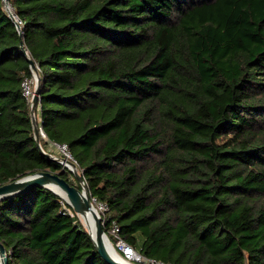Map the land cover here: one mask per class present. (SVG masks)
Segmentation results:
<instances>
[{"label": "trees", "instance_id": "obj_1", "mask_svg": "<svg viewBox=\"0 0 264 264\" xmlns=\"http://www.w3.org/2000/svg\"><path fill=\"white\" fill-rule=\"evenodd\" d=\"M9 3L21 35L0 6V185L50 172L78 187L35 144L22 40L46 138L127 245L165 264H264V0ZM0 242L8 264H107L44 187L0 201Z\"/></svg>", "mask_w": 264, "mask_h": 264}, {"label": "water", "instance_id": "obj_2", "mask_svg": "<svg viewBox=\"0 0 264 264\" xmlns=\"http://www.w3.org/2000/svg\"><path fill=\"white\" fill-rule=\"evenodd\" d=\"M8 3V0L5 1V4ZM8 16L12 18L18 33L21 35V27L14 19L12 13H8ZM21 48L22 53L27 58L29 69L31 71V75L34 77L35 80V87L33 97L30 102L29 107V115L30 121L33 130V138L35 144L40 151L41 154L45 155L49 159L58 162L62 168L67 169L73 174V177L78 185H71L66 180L61 178L58 174L50 173V172H37L32 175L25 176L23 178L5 183L0 185V201L4 200L7 197H11L20 193H23L33 187H44L54 194L58 195L62 199H64L67 204L72 208L74 213L77 215H85L86 213H91L93 220H94V235L93 238L88 229L87 232L91 237L94 247L97 253L101 256V258L107 264H134L130 263L125 260L120 254H115L116 250L113 247L112 243L109 241L104 229L103 225L101 224L100 218L93 206V202L90 199L89 193L87 191L85 181L81 175L78 173L77 166L74 162H71L63 157L55 156L51 153L46 152L41 143H40V136L38 132V123L36 115L37 107L39 104V83H40V74H39V66L34 63V61L29 57L27 50L23 46V41L21 40ZM51 186L57 187L60 192L63 194L60 195L51 189ZM114 253V254H113ZM0 264H8V253L0 242Z\"/></svg>", "mask_w": 264, "mask_h": 264}, {"label": "built area", "instance_id": "obj_3", "mask_svg": "<svg viewBox=\"0 0 264 264\" xmlns=\"http://www.w3.org/2000/svg\"><path fill=\"white\" fill-rule=\"evenodd\" d=\"M6 0H0V6L7 12V13H12L14 19L17 21V23L20 25V21L17 19V17L14 15L13 8L9 3L5 4ZM21 94L26 100L28 106L30 107V102L33 97L34 93V87H35V80L34 77L31 76H25L22 81H21ZM38 132L40 138L44 140L46 143L44 150L48 153H52V151L56 150V152H59L63 156H65L66 159H70L72 162H75V160L72 158L68 147L66 144H60V143H55L49 141L41 127V122L38 119ZM64 200V199H63ZM65 201V200H64ZM66 202V201H65ZM93 206L100 218L101 224L103 226L107 227V233L108 235L112 238L114 242V247L118 252L122 253V256L125 259L131 260L133 263H138V264H165L159 261H155L152 259H148L144 256H142L140 253H138L136 250H134L131 246L127 245L124 240L120 237V227L114 220L109 219V210L108 206L103 203V202H97L96 200H92ZM67 203V202H66ZM63 204V203H62ZM64 205V204H63ZM65 211L63 213H67L69 215H72L71 211L69 209H64Z\"/></svg>", "mask_w": 264, "mask_h": 264}, {"label": "bare ground", "instance_id": "obj_4", "mask_svg": "<svg viewBox=\"0 0 264 264\" xmlns=\"http://www.w3.org/2000/svg\"><path fill=\"white\" fill-rule=\"evenodd\" d=\"M51 189L53 191H55L56 193H58V194L63 196V194L60 192V190L57 187L51 186ZM78 218L83 220L84 227L89 230L91 236L94 238L95 237V235H94V220H93L92 214L91 213H86L85 215H79ZM116 253L117 252H115V254L114 253L113 254L116 255ZM125 260L130 262V263H133L129 259H125Z\"/></svg>", "mask_w": 264, "mask_h": 264}, {"label": "rangeland", "instance_id": "obj_5", "mask_svg": "<svg viewBox=\"0 0 264 264\" xmlns=\"http://www.w3.org/2000/svg\"><path fill=\"white\" fill-rule=\"evenodd\" d=\"M38 118V117H37ZM38 120V119H37ZM42 141H44L42 138H40V142H42ZM51 154H53V155H55V156H60V157H63V158H65V156H63L62 154H60L59 152H56V150H54V151H52V153ZM66 159V158H65ZM67 160H69V161H71L70 159H67ZM72 162V161H71ZM78 169V168H77ZM78 173L80 174L81 172H80V170H78ZM69 174H70V179H71V181L72 182H74V183H76V181H75V179H74V177H73V174L69 171ZM80 220V222L83 224V220L82 219H79ZM84 226V225H83ZM113 245V244H112ZM115 245H113V247H114ZM115 248V247H114ZM118 252V251H117ZM136 264H138V263H136Z\"/></svg>", "mask_w": 264, "mask_h": 264}, {"label": "crops", "instance_id": "obj_6", "mask_svg": "<svg viewBox=\"0 0 264 264\" xmlns=\"http://www.w3.org/2000/svg\"><path fill=\"white\" fill-rule=\"evenodd\" d=\"M38 113V112H37Z\"/></svg>", "mask_w": 264, "mask_h": 264}]
</instances>
